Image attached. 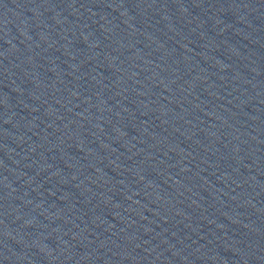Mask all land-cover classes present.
Wrapping results in <instances>:
<instances>
[{
    "label": "water",
    "instance_id": "95a60500",
    "mask_svg": "<svg viewBox=\"0 0 264 264\" xmlns=\"http://www.w3.org/2000/svg\"><path fill=\"white\" fill-rule=\"evenodd\" d=\"M0 244L264 264V0H0Z\"/></svg>",
    "mask_w": 264,
    "mask_h": 264
}]
</instances>
